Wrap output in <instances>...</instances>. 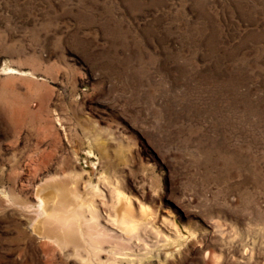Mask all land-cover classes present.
Instances as JSON below:
<instances>
[{"label": "rangeland", "instance_id": "rangeland-1", "mask_svg": "<svg viewBox=\"0 0 264 264\" xmlns=\"http://www.w3.org/2000/svg\"><path fill=\"white\" fill-rule=\"evenodd\" d=\"M52 187L97 249L32 233ZM97 263L264 264V0H0V264Z\"/></svg>", "mask_w": 264, "mask_h": 264}, {"label": "bare ground", "instance_id": "bare-ground-1", "mask_svg": "<svg viewBox=\"0 0 264 264\" xmlns=\"http://www.w3.org/2000/svg\"><path fill=\"white\" fill-rule=\"evenodd\" d=\"M47 190L48 188L36 190V206L32 212L34 214L33 221L30 223L32 233L37 235L42 233V238L60 248L71 247L77 250L86 248L87 252L98 245L94 244V240L102 239L108 235L100 227V230L95 229L97 221L90 222L86 219V213L99 216L98 210L93 207L94 204H89L86 207H82L83 203L75 205L76 194H73L72 201L70 194L62 187H52L48 192ZM119 222L124 226L126 234L133 235L135 228L127 215L122 214ZM117 254L111 255L114 260L119 258Z\"/></svg>", "mask_w": 264, "mask_h": 264}]
</instances>
